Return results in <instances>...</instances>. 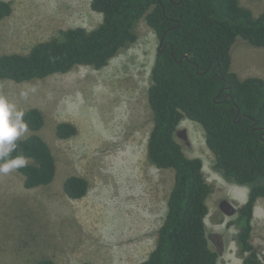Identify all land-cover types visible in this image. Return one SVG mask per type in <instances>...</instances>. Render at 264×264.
I'll use <instances>...</instances> for the list:
<instances>
[{
    "label": "rangeland",
    "instance_id": "1",
    "mask_svg": "<svg viewBox=\"0 0 264 264\" xmlns=\"http://www.w3.org/2000/svg\"><path fill=\"white\" fill-rule=\"evenodd\" d=\"M12 13L0 21V54L28 53L37 43L61 30H93L103 21L92 0H4ZM256 16L264 0H239ZM138 40L122 49L109 64L96 69L77 66L68 73L17 83L0 79V96L23 114L40 109L46 124L39 132L57 159V176L47 185L26 188L18 169L0 173V264H34L51 258L58 264H137L154 249L175 182L173 169L148 160L153 128L148 90L159 48V37L145 20L136 28ZM232 70L240 78H264V47L239 39L232 47ZM71 122L78 134L56 136L60 122ZM32 134L27 130L19 138ZM176 138L190 157H200L213 191L206 218L218 264H242L231 223L235 209L248 198V186L226 179L215 169V156L205 131L196 121H181ZM78 175L89 182L82 199H71L65 180ZM243 199V200H242ZM260 201V202H259ZM252 242L264 264V198L253 218Z\"/></svg>",
    "mask_w": 264,
    "mask_h": 264
},
{
    "label": "trees",
    "instance_id": "2",
    "mask_svg": "<svg viewBox=\"0 0 264 264\" xmlns=\"http://www.w3.org/2000/svg\"><path fill=\"white\" fill-rule=\"evenodd\" d=\"M177 1L92 0V9L103 14L98 27L61 30L28 53L0 54V79L23 83L68 73L81 65L102 69L122 49L137 42L136 28L145 20L159 38L165 35L167 43L166 50L157 54L148 90L154 122L147 145L148 160L157 168L173 169L175 182L155 247L137 264L219 261L206 224L213 187L206 178L202 158L188 156L176 138L185 118L203 127L206 144L215 156V169L226 179L248 186L247 201L231 223L239 230L236 242L242 264H263L252 242V221L257 201L264 198V78H240L232 70L231 50L239 39L264 47V11L256 16L239 0ZM12 10L10 2L0 0V21ZM184 54L189 59L179 62ZM228 93L231 97L221 101ZM237 107L244 116L235 121ZM23 121L32 134L16 140L9 159L19 155L28 159L27 166L18 169L26 188L47 186L55 180L58 165L50 144L39 133L46 117L40 109L31 108L23 114ZM254 121L261 128L254 129ZM77 134L78 128L71 122L56 126L60 139ZM63 187L69 198L77 200L87 195L89 182L72 175ZM34 264L58 262L43 258Z\"/></svg>",
    "mask_w": 264,
    "mask_h": 264
},
{
    "label": "clouds",
    "instance_id": "3",
    "mask_svg": "<svg viewBox=\"0 0 264 264\" xmlns=\"http://www.w3.org/2000/svg\"><path fill=\"white\" fill-rule=\"evenodd\" d=\"M26 130L23 112L18 111L6 97L0 96V173L7 174L14 169L27 166L28 159L23 155L9 159L16 148V140Z\"/></svg>",
    "mask_w": 264,
    "mask_h": 264
},
{
    "label": "water",
    "instance_id": "4",
    "mask_svg": "<svg viewBox=\"0 0 264 264\" xmlns=\"http://www.w3.org/2000/svg\"><path fill=\"white\" fill-rule=\"evenodd\" d=\"M181 1H182V0H179V1H177L176 3H180ZM163 10H164V13H166V11H165V7H164V6H163ZM164 44H165V35H163V36L161 37L160 46H163ZM165 46H166V45H165ZM186 58L189 59V55H188V54H184V55H182L181 58H180L179 60L175 57V59L178 60L179 62L184 61ZM193 63L196 64L195 62H193ZM196 65H197V64H196ZM197 67H198L197 71L200 72V67H199V66H197ZM228 88H229V87H228ZM221 93H222V91L219 92L218 96L215 98L216 101L219 99ZM230 97H231V94L228 93V94L225 96V98H224L223 100H221V101H226V100L229 99ZM243 116H244V115H241V109H240L239 107H237V114H236V117H235V121H238L237 119H239V120L242 119ZM258 124H259L258 121H254V126H253V128H254V129H259V128H261V127H256V125H258ZM261 138H264V132L261 134Z\"/></svg>",
    "mask_w": 264,
    "mask_h": 264
},
{
    "label": "flooded vegetation",
    "instance_id": "5",
    "mask_svg": "<svg viewBox=\"0 0 264 264\" xmlns=\"http://www.w3.org/2000/svg\"><path fill=\"white\" fill-rule=\"evenodd\" d=\"M160 41H161V37L159 38V48H158L157 54H158V53H162V52H164V51L166 50V47H167V43H166V41H165V44H164L163 46H160ZM165 45H166V46H165ZM156 57H157V56H156ZM220 205L222 206V208H223L224 210H226V212H228V213H230V212H236L237 215H238V209H239V207H240L242 204H241L239 207H237V208L235 207V209H233V207L230 206V205L228 204L227 201H222ZM236 217H237V216H236ZM257 252H258V251H257ZM258 255H259V258L261 259L259 252H258ZM261 261H262V263H263V260H262V259H261Z\"/></svg>",
    "mask_w": 264,
    "mask_h": 264
},
{
    "label": "crops",
    "instance_id": "6",
    "mask_svg": "<svg viewBox=\"0 0 264 264\" xmlns=\"http://www.w3.org/2000/svg\"><path fill=\"white\" fill-rule=\"evenodd\" d=\"M243 200V199H242ZM259 200H261V198L259 199ZM258 202V201H257ZM256 205H257V203H256Z\"/></svg>",
    "mask_w": 264,
    "mask_h": 264
},
{
    "label": "bare ground",
    "instance_id": "7",
    "mask_svg": "<svg viewBox=\"0 0 264 264\" xmlns=\"http://www.w3.org/2000/svg\"><path fill=\"white\" fill-rule=\"evenodd\" d=\"M260 202V201H259Z\"/></svg>",
    "mask_w": 264,
    "mask_h": 264
}]
</instances>
